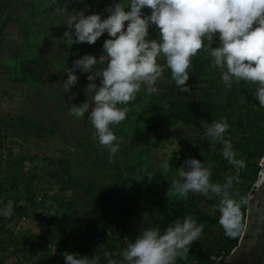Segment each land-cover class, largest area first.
Listing matches in <instances>:
<instances>
[{"label":"rangeland","instance_id":"374dc122","mask_svg":"<svg viewBox=\"0 0 264 264\" xmlns=\"http://www.w3.org/2000/svg\"><path fill=\"white\" fill-rule=\"evenodd\" d=\"M118 2L97 0L96 13L106 18L104 10ZM69 3L61 0L59 6L68 11ZM7 4L0 13V207L10 201L13 214L0 216V264H64L65 252L90 260L95 257L97 264H106L105 253L120 260L127 243L152 228V192L169 199L197 197L199 208L214 219L205 223L200 239L213 251L226 253L232 242L218 223L219 212L214 210L218 198L189 193L183 199L170 185L179 179L184 161L194 154L206 157L213 183H223L238 169L219 161L218 149L223 144L205 135L212 123L200 128L181 125L171 121L165 111L170 97L204 99L225 107L227 88L221 79L215 87L188 84L185 93L173 88L164 76L152 95L142 86L127 105L125 120L112 128L120 147L109 162L108 151L94 139L88 114L78 119L70 112L71 104L79 106L87 98L92 102L84 91L89 73L77 70L78 82L68 93L61 86L67 78L65 59H72L73 64L82 55L99 59L104 53L73 52L69 56L62 42L68 31L63 24L68 13L54 11L58 5H51V0H8ZM122 5L126 7L127 0ZM143 14L150 10L143 9ZM148 31L150 38L159 39L154 26ZM213 44H218V37ZM26 58L41 59L35 66L40 69L37 81L18 78ZM106 63H98L93 71H101ZM158 63L163 64V59ZM95 82L99 85L100 78ZM238 87L229 111L232 114L221 113L218 121L227 119L230 127L225 138L240 159L237 141L246 143L253 138L264 149V129L258 130L264 125V108L258 106L255 85L241 82ZM73 93L76 95L68 101ZM162 132L169 135L156 142ZM173 157L178 159L176 168L170 167ZM59 161L68 166L69 178ZM247 184H234L231 197L248 202ZM53 217L59 224H50ZM188 264L213 262L192 258Z\"/></svg>","mask_w":264,"mask_h":264},{"label":"clouds","instance_id":"9594fccd","mask_svg":"<svg viewBox=\"0 0 264 264\" xmlns=\"http://www.w3.org/2000/svg\"><path fill=\"white\" fill-rule=\"evenodd\" d=\"M60 4L61 0H51V5H58L54 11L71 13ZM145 8L150 14H143ZM87 10L86 7L65 16L63 24L68 31L64 37L71 44L92 45L107 33L102 44L104 54L99 59L88 54L75 59L72 67L64 71L67 78L61 86L68 93L78 82L77 70L89 73L84 91L92 102L87 98L79 106L71 104L70 112L78 119H85L88 114L94 139L108 151L109 162L120 147L112 128L125 120L127 105L136 99L142 86L148 95L156 93L157 82L167 69L176 89L188 92L189 69L198 53L211 58L226 88L241 82L255 85L258 106L264 108V0H127L126 7L119 0L104 10L108 15L103 19L98 13L85 15ZM150 26L158 31V40L150 38ZM214 37H218L216 47L212 46ZM159 58L163 64L158 63ZM105 61L106 67L93 71ZM96 77L100 78L99 85ZM75 95L69 96L68 101ZM229 127L227 119L221 118L207 127L205 135L223 144L221 155L230 165L243 169L245 161L236 158V151L225 138ZM178 175L179 179L171 182L172 192L183 199L189 193L209 198V194L215 195L218 223L225 235L235 237L241 227L240 206L247 202L244 198L236 201L230 195L233 185L240 182L238 175H228L223 183H213L211 168L195 158L185 160ZM12 214L10 201L0 207V216L7 218ZM203 227L193 216L185 215L172 221L163 232L155 227L146 228L134 242L127 243L120 260L108 258L105 253L106 264H177L178 258H187ZM62 256L64 264H97L95 257L90 260L67 252Z\"/></svg>","mask_w":264,"mask_h":264},{"label":"trees","instance_id":"16d2710c","mask_svg":"<svg viewBox=\"0 0 264 264\" xmlns=\"http://www.w3.org/2000/svg\"><path fill=\"white\" fill-rule=\"evenodd\" d=\"M7 2L8 0H0V13L7 7ZM97 6V0H80V2H78V0H70L68 11L71 13H68V15H74L75 11L78 12L82 9H85L86 7L88 8V10L85 12V15L93 14L97 12ZM107 38V36L104 38H99L92 45H89L87 43L71 44L70 40L65 38L63 35L62 42L67 54L71 56L73 52H103L102 44L103 41ZM73 39H75V37H73ZM212 46L216 47L217 44H213ZM40 60L41 59L26 58L23 61V67L20 69L18 78L23 81H27V78L29 77L34 81H37L38 75L40 74V69H36L35 66H37ZM65 64L67 68H71L72 59H65ZM189 75L190 79L186 82L187 84L205 85L207 87L217 86L220 79V73H218L212 66L211 58L207 54L201 53H198L195 57L192 58V66L189 69ZM163 76L168 82H170V85L173 88H176L174 82L171 80L169 70L165 69ZM239 84L234 83L231 89L227 88L225 107H220L214 102L204 99L188 100L179 97H170L166 102V114L168 118L173 122H177L181 125L194 126L197 128L217 122L218 117L221 113L227 114L230 113L229 111L233 109L237 91L240 90V88L238 87ZM153 127H155V124H153ZM260 129H264V125L258 128V130ZM168 135L169 134L167 132L158 134V136L156 137V142H159L161 139L166 138ZM246 140V143H243L241 141H237L235 143L236 148L240 149V159H243L245 161L246 167L243 169H238L237 172H231L229 175H238L240 182L237 184L245 182L248 183L247 188L249 192L258 176V172L260 169L258 163L260 158L264 154V149L255 144V140L253 138H247ZM221 149L222 147H219L218 151L220 155L218 156H220L221 158L219 161L223 163L227 160L222 157ZM189 158H195L197 160H200L204 164L206 162V157L199 154H194ZM58 163L59 165H61L62 170L66 174L67 178H69L70 174L68 172V166L65 165L62 161H59ZM169 163L171 168H176L178 159L173 157ZM152 193L153 197L151 205L155 216L151 221V226L160 229L161 232H163L176 218L179 217L182 219L185 215L193 216L196 219L197 223L203 224V226H205V223H212V221H214V219H212L209 215L204 213L199 208L197 197L191 196L188 198L189 200L169 199L167 196L161 194L160 192ZM245 207L240 206L241 227L235 237L229 238V241H231L232 244L230 245L226 253H224L222 250L213 251L212 249L206 247L203 244L202 240L199 238L191 245L187 258L183 260L178 258L177 264H188V261L192 258L196 259L199 262L210 261L213 262V264H223L221 259L225 257L236 245L242 232ZM50 224H59V221L56 217H53V219L50 221ZM71 225H74V223L71 222ZM223 235H225L224 231ZM217 260L218 262H216Z\"/></svg>","mask_w":264,"mask_h":264},{"label":"water","instance_id":"95a60500","mask_svg":"<svg viewBox=\"0 0 264 264\" xmlns=\"http://www.w3.org/2000/svg\"><path fill=\"white\" fill-rule=\"evenodd\" d=\"M258 164V176L247 192L242 232L236 245L221 259L223 264H264V154Z\"/></svg>","mask_w":264,"mask_h":264}]
</instances>
